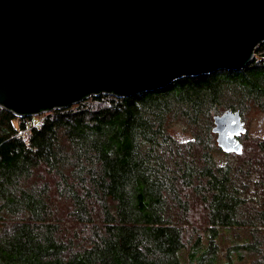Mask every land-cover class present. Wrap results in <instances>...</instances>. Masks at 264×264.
Returning <instances> with one entry per match:
<instances>
[{"label":"trees","instance_id":"trees-1","mask_svg":"<svg viewBox=\"0 0 264 264\" xmlns=\"http://www.w3.org/2000/svg\"><path fill=\"white\" fill-rule=\"evenodd\" d=\"M254 53L241 70L89 96L27 135L39 115L0 107V264H264L263 199L248 195L264 137L227 154L212 131L228 109L264 112V41ZM182 121L189 136L171 131Z\"/></svg>","mask_w":264,"mask_h":264},{"label":"water","instance_id":"water-1","mask_svg":"<svg viewBox=\"0 0 264 264\" xmlns=\"http://www.w3.org/2000/svg\"><path fill=\"white\" fill-rule=\"evenodd\" d=\"M263 41L264 0H0V107L33 116L241 70ZM213 123L219 148L241 154L240 110Z\"/></svg>","mask_w":264,"mask_h":264},{"label":"rangeland","instance_id":"rangeland-1","mask_svg":"<svg viewBox=\"0 0 264 264\" xmlns=\"http://www.w3.org/2000/svg\"><path fill=\"white\" fill-rule=\"evenodd\" d=\"M242 117L246 122L245 135H247V137L244 138V135L241 134L240 138H241L242 143H244L245 145L244 147H247L244 151V154H245L248 150L251 151L253 147H255L256 138L258 136L264 137V112L258 111V110H251V111L245 112V114H243ZM187 127L188 125L183 121L175 122V123H172L171 131L177 136H185V135L189 136L190 132ZM233 157L235 156L226 155L222 151L215 152V159L218 163L224 162L228 158L232 159ZM260 182L263 183L264 181H260ZM261 183L260 184L255 183V185H253L254 189L250 190L251 194H254L255 192L257 193L254 197H252L251 194H248V195H250L251 198H256V199L262 198L263 200L261 201L263 202L262 204H264V184L261 185ZM254 200H252L253 204H255ZM202 213H203V210L201 208H197V213L195 214V218L198 220H202V216H200L202 215Z\"/></svg>","mask_w":264,"mask_h":264},{"label":"built area","instance_id":"built-area-1","mask_svg":"<svg viewBox=\"0 0 264 264\" xmlns=\"http://www.w3.org/2000/svg\"><path fill=\"white\" fill-rule=\"evenodd\" d=\"M46 118L47 115H45V113L39 114L37 119L29 123V126L26 130H24L23 135H27L29 131L34 128H40L45 123Z\"/></svg>","mask_w":264,"mask_h":264}]
</instances>
